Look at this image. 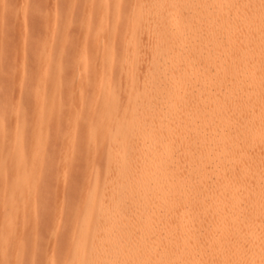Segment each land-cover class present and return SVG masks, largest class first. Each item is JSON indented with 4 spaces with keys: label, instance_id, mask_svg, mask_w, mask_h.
Segmentation results:
<instances>
[{
    "label": "bare ground",
    "instance_id": "6f19581e",
    "mask_svg": "<svg viewBox=\"0 0 264 264\" xmlns=\"http://www.w3.org/2000/svg\"><path fill=\"white\" fill-rule=\"evenodd\" d=\"M82 3L77 33L65 22L29 38L28 71L22 63L6 81L0 65V92L17 81L30 92L48 78L49 60L57 86L59 55L71 49L81 71L65 80L76 83L67 110L86 130L63 132L58 153L60 136L40 129L61 106L21 99L0 113V264L25 250L20 232L36 223L35 203L64 161L91 183L75 190L71 255L46 264H264V0ZM120 6L124 22L109 15ZM9 12L0 3V16ZM15 45L0 47V60L17 58ZM29 118L39 131L26 128ZM42 139L50 147L40 151ZM48 166L57 170L39 173ZM26 182L30 190L18 186Z\"/></svg>",
    "mask_w": 264,
    "mask_h": 264
},
{
    "label": "rangeland",
    "instance_id": "374dc122",
    "mask_svg": "<svg viewBox=\"0 0 264 264\" xmlns=\"http://www.w3.org/2000/svg\"><path fill=\"white\" fill-rule=\"evenodd\" d=\"M26 1L27 2L24 3L25 0H0V3L4 2L12 9V12L0 16V47L16 44V51H18L19 55L17 58H11L8 54L2 56L0 60L1 68H3L1 79L6 81L8 78H12V76L15 78V76L19 74L20 70L17 69V67H19L20 64L23 63L25 71H28V68L31 67L33 63L31 58H33L34 53L32 42L40 38H46V36L49 38L51 34L59 33L63 28L66 29L67 26H65V22H69L68 25L71 24L69 28L70 30L72 28V32L75 34L78 29H75L77 23L87 19L83 18L85 9L82 0ZM128 10L129 8L120 6L119 8L111 10L109 15L117 13V15H119L118 19L124 22ZM55 15L58 18H54ZM90 19L93 23L100 20L97 14H93ZM29 38L32 39V42ZM79 38H81V36H79ZM95 55L96 53L91 49L85 54H82L86 60H93ZM59 56L61 58L60 75L63 78V83L61 82L57 86H53L52 82L48 79L54 70L53 61L49 60L43 70L46 73L48 72V78L44 81L39 80V84H34L35 86H33L30 92L28 91L27 82L24 83L25 85L23 84V89L19 90L17 85L18 81L11 85L2 86L3 88L1 87V90H3L0 92V100L6 99L8 101L7 97H11L12 100V103H6L2 107L0 113L4 116H9L11 109H13L17 101L21 99L26 100V104L28 103L29 105L42 106L53 104L54 109H58V107L61 106V110L57 111L56 116L51 119V121L41 122L40 129L48 134L60 136L58 144H52L54 148H57L58 153L61 150L63 151V147L66 146L65 140L67 137L64 138L63 141V137L61 136L63 132L68 134L70 131L69 128L77 126L79 134L86 133V130L81 128V120L75 119L72 121L71 118H73V116L67 110V104L71 106L77 103L73 101V92L74 89H76V83L71 80L65 82V80L80 73L81 69L78 66L79 64L76 63L74 52L71 49H67L66 53ZM42 84L46 86V93L39 89V86ZM80 85V88H85V91L90 89L85 87L86 84L83 85L80 83ZM37 100L38 102L36 103ZM62 105H65V107ZM25 126L30 132L34 130L39 131L36 121L32 118H29V122ZM35 146L40 148V151H43L50 147V142L42 139L40 142L36 143ZM89 153L90 150L85 148L77 154V157L83 159L88 156ZM53 170L57 169H55L54 166H48L42 169L41 172L39 170V173L50 175L51 173L53 174ZM75 171V167L70 161H64L59 165L58 172L55 177L50 180L49 186L42 190V194L47 197V200L43 201L40 199L35 203L34 207L37 210L36 223L33 227L30 226L20 232L23 238L27 239L24 245L25 250H23V248L22 250L19 249L20 252L18 256H10L2 264H46L48 256L68 258L71 255V238L73 236L72 223L74 219L73 209L80 203V195L75 190H77V187L79 189H84L87 184L90 185L91 183V181L86 178L76 179L74 175ZM47 182H49V180ZM18 186L30 190L32 185L26 182L19 183ZM43 210L46 211L45 214ZM45 215L48 220L46 224L44 222ZM33 243L35 246L34 250H27Z\"/></svg>",
    "mask_w": 264,
    "mask_h": 264
}]
</instances>
